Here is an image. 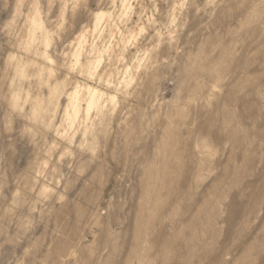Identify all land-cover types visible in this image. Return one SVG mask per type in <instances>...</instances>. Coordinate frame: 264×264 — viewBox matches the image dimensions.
Wrapping results in <instances>:
<instances>
[{
  "label": "rangeland",
  "instance_id": "1",
  "mask_svg": "<svg viewBox=\"0 0 264 264\" xmlns=\"http://www.w3.org/2000/svg\"><path fill=\"white\" fill-rule=\"evenodd\" d=\"M0 264H264V0H0Z\"/></svg>",
  "mask_w": 264,
  "mask_h": 264
},
{
  "label": "bare ground",
  "instance_id": "2",
  "mask_svg": "<svg viewBox=\"0 0 264 264\" xmlns=\"http://www.w3.org/2000/svg\"><path fill=\"white\" fill-rule=\"evenodd\" d=\"M95 104V101H94V99L92 98L91 99V101L89 102V105H94ZM154 196L157 198V195L156 194H154ZM201 200V199H200ZM150 206V205H149ZM205 205H204V207H199V208H197L196 209V212L198 213V212H203L204 211V209H205ZM161 215V214H160ZM160 215H157V213H154L153 215H151V216H147L146 215V218H145V220H144V218H143V223H142V225L141 226H143L142 228H141V226H140V229H141V232L142 231H147L148 233L150 232V233H153L154 234V236H153V238H152V242L155 244V245H159V246H161L162 248L164 247V248H166V247H168L169 245H170V243L173 241V239H175V238H177L178 236H179V233L180 232H177V233H175L173 236H170V235H168V233H167V231L165 230V226H166V224H164V226H163V229H160V230H158V232L157 233H155L154 231L155 230H153L152 229V225L154 224V222L156 221V222H163L162 221V216L161 217H159ZM137 217H138V215H137ZM139 217H140V213H139ZM183 218V217H182ZM186 218V217H185ZM178 220V219H177ZM183 221V220H182ZM135 224H137V226L135 225V233H136V231H137V229H139V225H140V223L138 222V221H136L135 222ZM149 225H151V226H149ZM149 226V227H148ZM139 229V230H140ZM146 233V232H145ZM142 236H143V234H142ZM136 237H137V235H136ZM139 237V236H138ZM137 237V239H139ZM140 240V239H139ZM138 241V240H137ZM141 241H143L142 239H141ZM131 244H133V243H131ZM159 254H160V252H158L157 254L155 253L154 255L153 254H151L150 256H154L155 258H157L158 256H159ZM161 254L163 255L164 253H162L161 252ZM178 255H179V253H177ZM178 255H176V256H178ZM179 263V262H178Z\"/></svg>",
  "mask_w": 264,
  "mask_h": 264
}]
</instances>
